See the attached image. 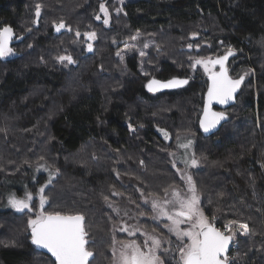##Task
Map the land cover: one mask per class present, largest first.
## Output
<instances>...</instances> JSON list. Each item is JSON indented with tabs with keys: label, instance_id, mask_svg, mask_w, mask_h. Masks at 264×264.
Returning <instances> with one entry per match:
<instances>
[{
	"label": "trees",
	"instance_id": "1",
	"mask_svg": "<svg viewBox=\"0 0 264 264\" xmlns=\"http://www.w3.org/2000/svg\"><path fill=\"white\" fill-rule=\"evenodd\" d=\"M32 1L0 0V29H12L16 53L0 57V264H55L32 243L31 227L24 238L21 232L36 218L35 197L47 182L38 168L55 174L41 210L83 215L87 236L103 248L118 222L108 203L135 208L139 194L161 199L183 189L172 165L179 136L194 140L190 175L202 212L217 218L220 231L227 222L247 223L251 236L236 240L240 264H264V0H136L121 10L105 0L104 28L95 22L102 0ZM61 24L64 31H54ZM70 27L83 35L72 30L68 38ZM204 36L209 47L198 50ZM131 40L141 52L126 54L124 64L118 56ZM226 55L227 67L235 60L232 76L245 66L254 73L243 76L224 124L205 137L199 120L208 77H190V58ZM152 79L187 83L149 94ZM19 184L34 197L30 211L3 207L6 189ZM173 253L166 264H176ZM107 257L93 254L89 264Z\"/></svg>",
	"mask_w": 264,
	"mask_h": 264
},
{
	"label": "snow or ice",
	"instance_id": "2",
	"mask_svg": "<svg viewBox=\"0 0 264 264\" xmlns=\"http://www.w3.org/2000/svg\"><path fill=\"white\" fill-rule=\"evenodd\" d=\"M101 11L106 9L101 5ZM37 15H39V5H37ZM99 19V17H97ZM108 23L107 19L104 21ZM59 27H63L61 24ZM59 27L57 30H59ZM12 29L4 27L0 29V57L9 55L12 49L9 47ZM79 35V33H77ZM89 38L95 36L94 33L87 34ZM135 39V37H133ZM191 47V46H190ZM91 49V45H89ZM231 51H229V55ZM60 60L72 62L71 57H60ZM227 56L217 59L216 61H201L197 60L196 64H203L204 70L209 74L210 84L207 91V102L204 107L203 119L200 121V126L205 132L215 127L220 120L225 118L223 112H213L211 110L212 102L215 100L220 104H225L233 99V95L244 79L241 76L237 80H233L228 76L227 69L224 66V60ZM216 64L220 65V71L214 72L209 67ZM187 80H169L161 82L158 80L150 81L148 88L150 91H156L160 88H174L186 84ZM195 165L196 161L193 160ZM189 190L192 193L189 198L177 199L179 207L174 212L167 211L158 201L152 202V210L158 216L166 217L171 222L169 231L174 233L177 240L180 241L176 251L179 253V264H227L228 257L226 252L231 240L230 235H225L208 220L204 213L198 207L199 197L196 195L195 185L192 183L191 176L187 177ZM40 205L46 202V197L43 195L44 188H40ZM177 197L179 194H176ZM32 199L29 193L24 200H18L15 197L9 198V204L18 211L29 209V201ZM165 204L172 203L165 201ZM230 222L225 225V229L230 230L232 224ZM188 224V228H181L180 225ZM31 227L32 243L37 247L47 249L48 252L55 258V264H89V258L93 256L87 245V232L84 225V216L80 214L70 215L62 214L61 212L45 213L43 210L36 216L35 219L29 220ZM239 227L247 231V225L240 224ZM127 230V229H124ZM130 235L133 233H129ZM151 244L145 241L141 246L134 241L121 245L117 264H163L160 258L159 249L161 240L156 237H150ZM186 241V242H185ZM115 255V249H113Z\"/></svg>",
	"mask_w": 264,
	"mask_h": 264
},
{
	"label": "rangeland",
	"instance_id": "3",
	"mask_svg": "<svg viewBox=\"0 0 264 264\" xmlns=\"http://www.w3.org/2000/svg\"><path fill=\"white\" fill-rule=\"evenodd\" d=\"M29 1L32 5L33 1L32 0H29ZM106 1L110 7H112V8L117 7L119 10H121L122 6L125 3L133 2L136 0H106ZM101 5H103L104 8L106 9L107 15H105V12L101 11ZM108 5L105 4V0H102V2L99 4V9L95 15V22H97V24L100 25L102 28L108 27L109 23H110V12L108 9ZM32 8L34 9L35 5ZM115 13L120 14V11H115ZM97 17H99V19H97ZM105 19H107V21H108L107 24L104 23ZM45 20H49V19L47 17H45ZM46 23L48 25L50 22L46 21ZM57 26H59V25H57ZM72 30H74L76 33H79V35L76 34L77 38H80V34H81V36L83 35L82 33L78 32L77 28L70 27V29L67 30L68 31V36H67L68 38H74L75 37ZM69 31L72 33H69ZM203 31L207 32V30H203ZM136 36H138V35H136ZM193 37H194V34H192V38ZM99 38H101L100 33H99ZM205 40H208V39L205 38V36H204L203 39L201 41H199L200 43L198 42V45L196 46V47H198V50H202V49L209 47ZM128 42L124 43V45L122 46L123 49L120 51V52H122L121 53L122 55L118 56V59L121 62H124V64H125L126 54H131L132 52H135L139 55L141 52V48H142L141 44L132 45V40L129 43ZM15 54L16 53L14 52V50H12V52L9 55L4 56V58H12L15 56ZM121 57L123 58V60L121 59ZM207 58H209V57H207ZM214 59L215 58L201 59V58H192L191 57L190 58V61H191L190 77H192V73H195L197 71H199L203 77H205V78L209 77V74L207 72H205V70H204V65L203 64H196L195 62L197 60L209 62V61L214 60ZM234 64H235V60L229 62L228 67H227V71H228L229 76H231L232 78H235L234 80H237V78H239L241 76L248 77L254 73L253 70H250L249 68H247L245 66V68L241 69V71H239V73H237L235 76H232L231 72L233 70L232 68H233ZM209 67H211L212 71H214V72L219 71V66L215 65L213 67L211 64H209ZM235 110L231 109V110L227 111L226 113H231V116L233 118L237 114V113L233 112ZM256 126H259V129L261 127V125L258 124V120H256ZM157 132H158L159 136L164 141H166V142L171 141V136L165 130L159 129V130H157ZM252 138H253V136H251V139ZM193 145H194L193 138L188 137V136H179L176 140V151H175V153L172 154V157H173L172 158V165H173L174 169L177 171V173H178L177 175H179L180 180H181L182 184L184 185L183 189H181V190L180 189H174V190L170 191L168 193V195H166L165 198H161V199L151 197V196H145V195H144L145 196L144 197L141 194H139V197H138L139 200L137 201L139 204L134 203L135 208H132L129 205L118 206V205H115L114 202L108 203L110 205L111 209L113 210V212L118 217V222L115 224L109 240L107 239V235H106L105 236L106 238L102 241L105 244L103 246V248H101L98 245L99 242H98L97 238L95 237V235H93V239L96 241L95 244H94L93 240L89 239L88 236L86 237L87 240L89 241L87 247L91 252H93L94 256H102L103 254L108 252L110 257L109 258L107 257V259H106L107 261L105 260L104 262H106L107 264H117V260L119 257V252H120L122 244L130 243V242L134 241L136 244L143 246L145 241H148V243L151 244L150 237H156L159 240H161V242H162L158 254L160 255L161 260L163 261V264H166L165 263V261H166L165 257L169 258V256L170 257L172 256V250H174L173 254L175 255L174 261L176 264H179V253L176 251V249H177V246L179 245L180 241L177 240V237L175 236L174 233H172L168 230L171 222L169 220H167L166 217L158 216L157 213L152 210V202L154 200L158 201L167 211L172 213L176 209H178V207H179L178 203H176L178 198L179 199H186V198H189L191 196L192 193L189 190V184L187 181V177L191 176L190 175L191 169H193L194 167L197 166V162L195 165L192 164V161L195 160L194 155H193ZM262 145L263 144H261V146ZM263 150H264V146L262 147V151H261V153L264 154ZM36 173H43L46 175V177H47L46 184L49 183L55 177V174L53 172H51L49 169L44 168V167L38 168L36 170ZM192 183H193V180H192ZM44 186H42V187L44 188ZM40 188H39V190H40ZM15 189H17V190L20 189V192L15 193ZM39 190H38L37 196L35 197L39 201V206H40V207H38L39 212L36 214V216L41 212L40 211L41 210V205H40L41 193ZM177 193L179 194L178 197L176 195ZM28 194L29 193L27 192L25 184L24 185L19 184L18 186L14 187V190L6 189L3 207L5 209H9V210L14 211L16 213H21L23 211L29 210V209H24L23 211H18L9 204V198L10 197H15L18 200H24V199H26ZM196 195H197V193H196ZM33 198L34 197L32 196V199L29 201V204H31V201L33 200ZM165 201H170L172 203L165 204L164 203ZM44 205H45V203H44ZM198 207H199V204H198ZM200 210H201V208H200ZM33 219H35V218H33ZM29 220L27 221V224L25 223L21 228L23 238L25 237L27 226H29ZM140 220H146V222H142L143 224L140 225L139 224ZM217 221H218L217 218H214L211 223L213 224V223H216ZM229 223L230 222H227V223H225V225H228ZM240 224L247 225V231H244L243 229H241L239 227ZM225 225L222 227L223 228L222 232H224L225 235H227L226 233L231 235V237L233 239L232 246H231L232 247V256L234 257L236 264H240V261H239L240 249H238L239 245H238V242L236 241L238 238L237 236H248V237L251 236V228L245 222H237L235 224H232L230 230L225 229ZM180 227L181 228H188L189 225L188 224H182V225H180ZM124 229H127V230H124ZM160 229L163 231H160ZM129 233H133V234L130 235ZM123 235L126 236L127 238H125ZM113 249H115V255L113 254ZM100 264H101V262H100Z\"/></svg>",
	"mask_w": 264,
	"mask_h": 264
},
{
	"label": "water",
	"instance_id": "4",
	"mask_svg": "<svg viewBox=\"0 0 264 264\" xmlns=\"http://www.w3.org/2000/svg\"><path fill=\"white\" fill-rule=\"evenodd\" d=\"M37 21H35V25H36ZM59 26H55L54 27V31H56L58 29ZM64 31V28H61L59 27V33H62ZM13 39V32H12V35H11V39L9 41V45L11 43ZM89 48V47H88ZM90 50V53H92V49H89ZM227 56V59L224 60V66L225 68L227 69V61H228V58H229V55H226ZM225 57V56H224ZM223 58V57H222ZM220 59V58H219ZM216 61V60H214ZM216 66H219V71H220V65L219 64H216ZM218 71V72H219ZM152 80H156V79H152ZM150 80V81H152ZM150 81L147 82L145 88H146V91L149 93V94H155L157 92H161V91H165L167 89H171V88H160L156 91H150L149 88H148V85L150 83ZM159 81V80H158ZM242 82V81H241ZM210 84V80H209V77H208V86ZM240 87H241V83H240V86L237 88L236 92L234 93L233 95V99L229 100L227 103L225 104H220L218 102H216L215 100L212 102V105H211V110L213 112H223L224 110H227L228 108H230L231 106L235 105L236 103V99H237V95L239 94V91H240ZM175 88V87H174ZM207 91H208V88H207ZM207 91L204 95V103H203V110H202V114H201V117H200V120H199V128L200 130L202 131L203 135L205 137H209L211 136L212 134H214L220 127L222 124H224V122L227 120V115L225 114V118L223 120H220L218 124H216L215 127L211 128L208 132H205L204 129L200 126V121L203 119V115H204V107H205V104L207 102ZM231 240L229 242V245H228V250L226 252V255L229 251V248L231 246ZM36 246V245H35ZM37 247V246H36ZM39 250H41L43 253H45L46 255H48L53 261H55V258L51 255L50 252H48L47 249H44V248H40V247H37ZM91 257L89 258V261H90Z\"/></svg>",
	"mask_w": 264,
	"mask_h": 264
},
{
	"label": "built area",
	"instance_id": "5",
	"mask_svg": "<svg viewBox=\"0 0 264 264\" xmlns=\"http://www.w3.org/2000/svg\"><path fill=\"white\" fill-rule=\"evenodd\" d=\"M231 246H232V244H231ZM231 246L229 248L230 253H227V257H228L227 264H236L234 257L232 256V247Z\"/></svg>",
	"mask_w": 264,
	"mask_h": 264
}]
</instances>
